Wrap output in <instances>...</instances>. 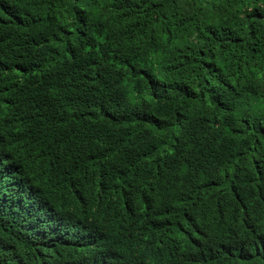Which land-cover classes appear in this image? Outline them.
I'll return each instance as SVG.
<instances>
[{
	"label": "trees",
	"instance_id": "obj_1",
	"mask_svg": "<svg viewBox=\"0 0 264 264\" xmlns=\"http://www.w3.org/2000/svg\"><path fill=\"white\" fill-rule=\"evenodd\" d=\"M0 264H264V0H0Z\"/></svg>",
	"mask_w": 264,
	"mask_h": 264
},
{
	"label": "clouds",
	"instance_id": "obj_2",
	"mask_svg": "<svg viewBox=\"0 0 264 264\" xmlns=\"http://www.w3.org/2000/svg\"><path fill=\"white\" fill-rule=\"evenodd\" d=\"M29 204H30V208H29L28 211L33 210L35 213L36 212L39 213V218L36 219L38 221L42 217H44V219H46L47 217H49V216H51L53 214L54 208L51 207L50 204H44L43 198L40 199V200H39V198L34 199ZM96 229L97 228L95 226L88 224L87 226L81 228L80 233L82 232V234H89V236H92L94 238H100L101 239V237L96 233ZM189 238L191 239L192 243L187 244L185 246L192 245V248L190 250H192L196 246V252H197V250L199 248H205L204 245L207 244V239L203 243V237L200 240H198L193 235L192 236H189ZM166 241H169V245H170V255L171 256L175 253V251H177L179 248H181V247L178 246V244L176 243V241H175V239H174V237L172 235H168V239ZM188 252H183V250H181L180 253L177 255V257L185 256Z\"/></svg>",
	"mask_w": 264,
	"mask_h": 264
},
{
	"label": "bare ground",
	"instance_id": "obj_3",
	"mask_svg": "<svg viewBox=\"0 0 264 264\" xmlns=\"http://www.w3.org/2000/svg\"><path fill=\"white\" fill-rule=\"evenodd\" d=\"M210 114H211V113H210ZM209 119H210V118H209ZM212 121H213V120H212ZM208 125H209V124H208ZM208 130H209V129H208ZM187 162H188V161H187ZM187 162H186V163H187ZM171 163H172V162H171ZM162 167H163V166H162ZM155 168H156V167H155ZM180 169H181V168H180ZM173 170H174V169H173ZM165 175H166V174H165ZM114 179H115V178H114ZM154 179H155V178H154ZM161 180H162V179H161Z\"/></svg>",
	"mask_w": 264,
	"mask_h": 264
}]
</instances>
